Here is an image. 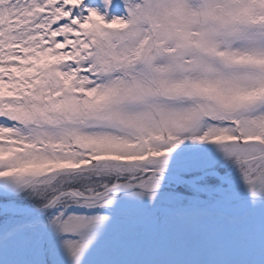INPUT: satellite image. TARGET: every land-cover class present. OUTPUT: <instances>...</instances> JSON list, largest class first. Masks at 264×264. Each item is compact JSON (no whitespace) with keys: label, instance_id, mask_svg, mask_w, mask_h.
Segmentation results:
<instances>
[{"label":"snow or ice","instance_id":"6c2138e0","mask_svg":"<svg viewBox=\"0 0 264 264\" xmlns=\"http://www.w3.org/2000/svg\"><path fill=\"white\" fill-rule=\"evenodd\" d=\"M186 139L264 194V0H0V181L53 193L49 209L121 187L151 199ZM85 174L117 182L62 190ZM104 219H53L77 264Z\"/></svg>","mask_w":264,"mask_h":264},{"label":"rangeland","instance_id":"374dc122","mask_svg":"<svg viewBox=\"0 0 264 264\" xmlns=\"http://www.w3.org/2000/svg\"><path fill=\"white\" fill-rule=\"evenodd\" d=\"M120 15H123L121 10L115 16ZM211 171L216 173L207 176L196 187L223 189L228 188L223 181H232V190L225 188L226 193L240 198L234 191L240 190L238 179L241 174L234 160L227 159L215 145L186 139L168 157L164 168L165 173L185 180ZM85 176L87 178L81 177L75 182L62 178L65 180L62 190L87 194L89 189L97 190L99 184L111 186L117 182L115 176ZM162 178L160 183L165 182ZM118 182L125 181L120 179ZM58 184L59 181L52 187ZM129 192L119 190L111 197V203L103 207L115 203V212L123 216L124 222L111 220V213H115L112 209L87 208L78 200H68L57 208L64 214V219L69 216L106 217L86 234L90 242L78 264H264V201L247 196L231 204L221 203L220 199H216L220 204L215 200L208 202L185 185L155 193L151 199L150 194L144 192L123 195ZM52 195L46 192V198L41 199L30 187L18 188L10 182L0 181V201L12 210L42 207ZM13 220L14 217H8L6 221L9 222L4 228L14 230L16 224L21 226ZM35 228H24L18 235L2 238L0 264H49L56 261L77 264L74 259L62 262L70 255L65 241L79 237L62 234L49 220ZM47 230L49 236L45 234ZM126 234L131 237L123 241Z\"/></svg>","mask_w":264,"mask_h":264},{"label":"trees","instance_id":"16d2710c","mask_svg":"<svg viewBox=\"0 0 264 264\" xmlns=\"http://www.w3.org/2000/svg\"><path fill=\"white\" fill-rule=\"evenodd\" d=\"M36 206V205H35ZM58 214L55 211H50L47 212L45 214H41V215H34V216H27L25 218H19V219H14L13 221L15 222V224L17 222H19L21 224V226L19 225H15V228L21 227L23 230L24 228H28L30 226H34V225H40V223H45V221H53V219L57 216ZM7 219L4 217L0 216V238H4L6 235H10V234H14L17 233L18 231H13L12 229L4 230V226L8 223L6 221ZM7 230V231H6ZM5 231V232H3ZM50 234V231L47 230L45 234ZM129 238V234H126V237L123 241L127 240ZM122 241V242H123ZM70 258V257H67Z\"/></svg>","mask_w":264,"mask_h":264},{"label":"bare ground","instance_id":"6f19581e","mask_svg":"<svg viewBox=\"0 0 264 264\" xmlns=\"http://www.w3.org/2000/svg\"><path fill=\"white\" fill-rule=\"evenodd\" d=\"M207 176L208 175L199 177V178L194 179V180H191V181H189V184L191 186H197L199 183L205 181V179H206ZM223 183H225V185L227 184V186H230L231 187V184H233L234 182H232V181H223ZM238 183L240 184V190H235L234 192L236 194L240 195V198L249 196L251 193H250L247 185L242 180V178L238 179ZM230 187L228 189L232 190ZM129 188L130 189H134V190L140 189L139 187H129ZM200 189L202 191H205L206 190V188H201V187H200ZM217 191H219V190L218 189H215V192L214 193H216Z\"/></svg>","mask_w":264,"mask_h":264},{"label":"water","instance_id":"95a60500","mask_svg":"<svg viewBox=\"0 0 264 264\" xmlns=\"http://www.w3.org/2000/svg\"><path fill=\"white\" fill-rule=\"evenodd\" d=\"M187 184H189L188 182H186ZM49 208H43V209H34V210H31V211H27L26 213H22V214H32V213H39V212H42V211H45V210H48ZM7 211V210H6ZM12 214H18L16 212H11Z\"/></svg>","mask_w":264,"mask_h":264}]
</instances>
